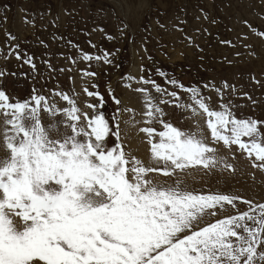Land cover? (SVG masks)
<instances>
[{
  "label": "snow or ice",
  "instance_id": "snow-or-ice-1",
  "mask_svg": "<svg viewBox=\"0 0 264 264\" xmlns=\"http://www.w3.org/2000/svg\"><path fill=\"white\" fill-rule=\"evenodd\" d=\"M17 20L51 29L52 40L88 66L80 79L93 90L49 95L41 85L22 98L7 83L17 72L0 66V264H264V198L200 192L186 176L235 175L229 161L243 159L253 180L264 177V116L243 114L239 99L253 113L258 102L246 91L238 97L225 74L235 61L213 55L221 46L239 59V48L253 47L250 36L264 45V0H0V61L14 59L36 74V57L22 54L10 31ZM61 27L79 28L96 54L56 34ZM95 34L107 50L98 49ZM177 44L188 52L172 68L190 75L188 83L150 51ZM59 56L70 66L44 59L50 76L80 67L73 55ZM112 74L127 95L110 83L101 93L97 82ZM251 83L264 87V78L253 74ZM174 114L194 130L173 126ZM129 129L143 134L147 163L125 152Z\"/></svg>",
  "mask_w": 264,
  "mask_h": 264
},
{
  "label": "rangeland",
  "instance_id": "rangeland-1",
  "mask_svg": "<svg viewBox=\"0 0 264 264\" xmlns=\"http://www.w3.org/2000/svg\"><path fill=\"white\" fill-rule=\"evenodd\" d=\"M71 2V0H69ZM258 3V0H257ZM15 3H13V11L10 15H15ZM252 19V17H249ZM256 24H259L258 19L254 21ZM151 27V25H149ZM10 31H12L15 35L18 36V41L20 42V52L27 53L28 55H33L36 57L34 63L37 66V73L34 74L31 72L27 65L23 67L20 66V62L15 61L14 59L4 65L3 61H0V66L6 67L9 71L17 72L16 77H10L8 80V84L11 86L12 90H14V94L22 97L28 98L29 92L31 88L35 86L37 90L40 89L41 85L44 88L48 89V94H51L53 90H62L66 93H71L73 89L77 93H82V88L84 86L89 87L90 84L85 78L84 80L80 79L81 71H87L88 66L83 64L78 60V54L74 51H70L65 48V45L59 42H54L52 40L53 31L49 29L47 33L36 31L30 28L29 26L23 25L17 20V23L13 26L10 25ZM56 34H63L67 38L73 40L74 43L79 44L81 49L84 52H88L91 54H96L97 50L91 49L87 40L88 37H84L82 33L79 32V28L77 33H73L67 27H61L59 32ZM221 35H224L225 38H232L234 36L229 37L227 34H223L221 30ZM35 36H40L41 39H44L46 43L49 44V48L47 50L40 47L38 42L35 39ZM91 39L94 43L98 45L99 48H104L107 50L110 47L109 43L99 35L95 34L91 36ZM250 42L253 47L251 49L239 48L238 50L241 52V57L237 59L234 55V50L217 46L213 50V55H216L218 58L223 59L225 57L231 58L235 61L233 67L226 72L225 74L229 76L232 82L235 84L237 88L238 97L242 96L243 92H248L254 100H256L257 106L255 113L252 112L251 102L245 101L243 99H239L237 102L246 103L247 106L243 109L244 115H255V116H264V87H258L251 83V76L253 74L257 75L258 79L264 78V75L260 73V69L264 67V45L258 42L256 37L250 36ZM5 38L0 35V52H5L4 48ZM203 43V40H201ZM239 43V42H237ZM152 54L155 55L160 63L163 66V70L174 72V74L178 75L183 81L186 83L191 82L192 77L190 75L180 73L178 69L174 70L172 68L173 63L177 65L181 63L180 52L185 51L188 52L186 47H183L179 44L175 46V48L166 49L163 53L155 52L151 49ZM63 52L64 56L73 55L74 58H77V62L80 65L78 69H74L72 73H60L59 71L52 73L51 76H55L56 79H51V76L48 72L47 67L43 64L44 59H50V62L59 69V67H64L67 69L70 66V62H66L64 59H61L59 53ZM249 52H254L255 56H249ZM131 53V49H129V55ZM191 55V53H188ZM127 63V61H125ZM95 67V65H93ZM250 70V71H248ZM125 71H128L126 68ZM21 73L27 74V77L21 76ZM71 75L73 77L72 80L68 79V76ZM43 77V78H41ZM120 81L119 76L112 74L110 78H102L97 83L99 84V90L101 93L105 92L107 85L110 83L114 90L117 91V94L127 95L126 92H122L121 88H118L117 85ZM81 99H86L83 95H81ZM133 107H137V105H131ZM105 113L110 117L112 109L107 105L103 109ZM239 115V113H238ZM173 126L180 128L184 131L194 130L191 122L184 119L183 114L179 116L174 114L169 117ZM43 122L47 124V117H43ZM130 130V129H129ZM128 130V139L124 141L125 152L130 153L131 155H135L137 159L139 157V151L148 152V145L143 142V134L136 132L131 136L132 132ZM157 130H162L159 126H157ZM159 139L158 137L156 138ZM145 149V150H142ZM4 154L0 152V157ZM141 160V159H140ZM234 163L237 171L235 175H229L228 173H219L213 171L210 175H202L199 173H195L192 171L191 176H187L188 187L190 189H196L200 192H214V191H225L229 193H238L245 197H250L254 201H261L264 198V177L261 174H255V180H253L252 176L249 175L252 170L249 168L247 162L243 159H237L236 161H229ZM157 175V174H153ZM161 182H173L171 178L161 177Z\"/></svg>",
  "mask_w": 264,
  "mask_h": 264
},
{
  "label": "bare ground",
  "instance_id": "bare-ground-1",
  "mask_svg": "<svg viewBox=\"0 0 264 264\" xmlns=\"http://www.w3.org/2000/svg\"><path fill=\"white\" fill-rule=\"evenodd\" d=\"M135 129H130L129 132H132L131 136L137 131H134ZM136 135H137V132H136ZM142 150H145L142 148ZM139 157L143 162L147 163L148 160H149V156H150V153L149 152H144V151H139Z\"/></svg>",
  "mask_w": 264,
  "mask_h": 264
}]
</instances>
